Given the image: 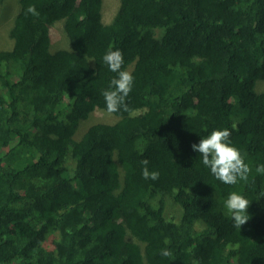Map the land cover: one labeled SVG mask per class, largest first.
<instances>
[{
  "label": "trees",
  "instance_id": "trees-1",
  "mask_svg": "<svg viewBox=\"0 0 264 264\" xmlns=\"http://www.w3.org/2000/svg\"><path fill=\"white\" fill-rule=\"evenodd\" d=\"M118 3L104 25L102 0H17L0 51V264H264V0ZM60 21L68 48L51 52ZM110 46L134 78L129 111L75 139L106 111ZM224 128L247 182L218 181L191 148ZM233 191L250 202L240 229Z\"/></svg>",
  "mask_w": 264,
  "mask_h": 264
},
{
  "label": "clouds",
  "instance_id": "clouds-1",
  "mask_svg": "<svg viewBox=\"0 0 264 264\" xmlns=\"http://www.w3.org/2000/svg\"><path fill=\"white\" fill-rule=\"evenodd\" d=\"M26 14L38 16L35 5L29 4ZM104 63L109 70L117 75L111 79L109 87L102 91V96L108 113H116L120 110L129 111L126 98L132 90L134 78L127 70H122L124 63L123 54L119 49L113 50L110 46L103 56ZM231 133L227 128L214 129L204 138H200L198 143L191 145L193 151L198 152L202 158V163L211 174L224 184L235 185L238 181L247 182L252 171L249 164L245 162L244 156L239 149L232 145L229 137ZM142 176L144 179L157 180L158 171H150L149 160H141ZM257 174H264V164L256 167ZM250 202L243 195L233 191L230 192L224 201L227 212L231 215L234 226L239 228L248 222L249 215L247 209ZM162 256H171V251L162 249ZM192 264H199L193 260Z\"/></svg>",
  "mask_w": 264,
  "mask_h": 264
},
{
  "label": "rangeland",
  "instance_id": "rangeland-1",
  "mask_svg": "<svg viewBox=\"0 0 264 264\" xmlns=\"http://www.w3.org/2000/svg\"><path fill=\"white\" fill-rule=\"evenodd\" d=\"M117 2L118 0H102L101 21L104 25L110 24L113 20V17L115 16V13L117 12V9L119 7V3L117 4ZM17 10V0H2V2H0V51H8L13 46V41L9 37V31ZM63 25L64 23L62 21L57 22L49 30L51 52L68 48V41ZM254 91L257 93H259V91H264V81H257ZM96 110L98 111H93L86 121L80 122L75 139H78L91 125L97 123H106L113 125L117 121V118L112 114L104 110ZM71 164L72 161L68 158L67 165L70 167ZM171 213H173V210H171ZM55 239H57V236L50 237L49 240L45 242V246L49 249H54L53 242L55 241Z\"/></svg>",
  "mask_w": 264,
  "mask_h": 264
},
{
  "label": "bare ground",
  "instance_id": "bare-ground-1",
  "mask_svg": "<svg viewBox=\"0 0 264 264\" xmlns=\"http://www.w3.org/2000/svg\"><path fill=\"white\" fill-rule=\"evenodd\" d=\"M106 3V2H105ZM113 7V6H112ZM114 8V7H113Z\"/></svg>",
  "mask_w": 264,
  "mask_h": 264
}]
</instances>
